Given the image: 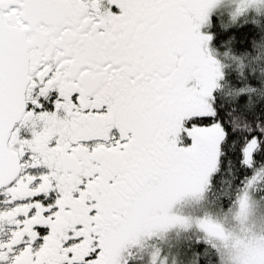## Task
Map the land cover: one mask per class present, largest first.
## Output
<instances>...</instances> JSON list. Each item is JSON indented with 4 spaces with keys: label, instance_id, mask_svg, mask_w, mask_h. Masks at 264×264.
Wrapping results in <instances>:
<instances>
[{
    "label": "snow or ice",
    "instance_id": "snow-or-ice-1",
    "mask_svg": "<svg viewBox=\"0 0 264 264\" xmlns=\"http://www.w3.org/2000/svg\"><path fill=\"white\" fill-rule=\"evenodd\" d=\"M258 220L264 0H0V264H264Z\"/></svg>",
    "mask_w": 264,
    "mask_h": 264
},
{
    "label": "rangeland",
    "instance_id": "rangeland-1",
    "mask_svg": "<svg viewBox=\"0 0 264 264\" xmlns=\"http://www.w3.org/2000/svg\"><path fill=\"white\" fill-rule=\"evenodd\" d=\"M188 210L189 209L186 204H181L177 207L178 212H187ZM256 231L257 233L264 232V222H261L259 220L256 222Z\"/></svg>",
    "mask_w": 264,
    "mask_h": 264
}]
</instances>
